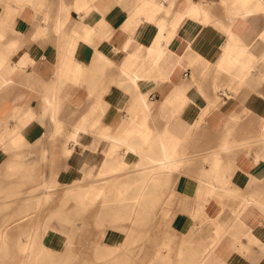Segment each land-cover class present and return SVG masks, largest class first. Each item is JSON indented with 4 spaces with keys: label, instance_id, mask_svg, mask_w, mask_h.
<instances>
[{
    "label": "crops",
    "instance_id": "crops-1",
    "mask_svg": "<svg viewBox=\"0 0 264 264\" xmlns=\"http://www.w3.org/2000/svg\"><path fill=\"white\" fill-rule=\"evenodd\" d=\"M22 1L0 0V159L69 207L53 253L264 264V0Z\"/></svg>",
    "mask_w": 264,
    "mask_h": 264
},
{
    "label": "rangeland",
    "instance_id": "rangeland-1",
    "mask_svg": "<svg viewBox=\"0 0 264 264\" xmlns=\"http://www.w3.org/2000/svg\"><path fill=\"white\" fill-rule=\"evenodd\" d=\"M20 161L21 162L17 164L9 163L7 160L2 163L0 159V227L4 230L0 234V240L1 242L3 241L0 243L2 246L0 247V264H31L30 255L34 254V252H32L33 248H23L24 242L30 239L31 232L34 231L32 241H35L32 244L39 245L40 243H38V241L43 238V230L46 225L52 223L54 218L69 219V216L72 215L68 210L66 211L67 213L62 214L64 209L68 207H64L61 204L57 206L52 203L57 201L56 195L44 198L42 204L40 203V199L29 198L28 194L36 192V190L24 189L25 183L31 180L29 174L19 173L18 170L24 169L23 162L25 160L20 159ZM90 207L91 206L88 205L81 206L82 211L79 214L81 219L87 215ZM6 219H9L8 222ZM66 219L63 221L59 220L60 226H62L60 229L61 238L54 239L62 240V238L68 234L69 222L66 221ZM86 224V221L79 224L78 229L81 230V234L82 230H85L84 227ZM67 243L71 245V241ZM53 256H55L54 260H50L47 256L46 258L48 259L40 264H79L81 258H86L88 255L66 254L62 256L55 254ZM85 263L88 264L87 261H85Z\"/></svg>",
    "mask_w": 264,
    "mask_h": 264
},
{
    "label": "bare ground",
    "instance_id": "bare-ground-1",
    "mask_svg": "<svg viewBox=\"0 0 264 264\" xmlns=\"http://www.w3.org/2000/svg\"><path fill=\"white\" fill-rule=\"evenodd\" d=\"M22 1V0H21ZM23 2V1H22ZM26 3H27V0H26ZM8 195V194H7ZM6 195V196H7ZM141 197V196H140ZM249 201V200H248ZM9 207V206H8ZM69 208V207H68ZM67 208V209H68ZM71 208V207H70ZM23 209V207H22ZM1 213V211H0ZM13 214V213H12ZM5 215V214H4ZM7 215V214H6ZM11 215V214H10ZM8 215V216H10ZM240 215V214H239ZM10 219V218H9ZM9 219H6L7 222ZM64 219L66 218H60V219H57V218H54V221H52V223L46 225L44 228V232H43V238L42 239H39L38 243H40L39 245H34L32 244L33 242L35 241H32V237L34 236V231L31 232L30 234V239L26 242H24L23 244V248H29V247H32L33 248V251L34 254L33 255H30L31 257V264H40L41 262H45L46 259H52L54 260L55 259V253H53V246L58 244L59 242H62V240L60 239H54V238H61V234H60V229L62 226H60V222L59 220L63 221ZM68 219V218H67ZM50 221V220H49ZM2 226V225H1ZM11 227V225H10ZM9 227V228H10ZM8 228V227H7ZM6 229V228H5ZM35 230V229H34ZM4 230L1 229L0 227V234L3 232ZM6 232V231H5ZM42 232V231H41ZM42 235V234H40ZM45 238V239H44ZM54 239V240H53ZM3 242V241H2ZM1 240H0V243H2ZM0 247L1 244H0ZM5 247V246H4ZM64 247V246H63ZM64 249V248H63ZM63 249L61 251H63ZM164 249V248H163ZM61 251H60V254H61ZM59 254V253H58ZM48 256V258H46Z\"/></svg>",
    "mask_w": 264,
    "mask_h": 264
},
{
    "label": "built area",
    "instance_id": "built-area-1",
    "mask_svg": "<svg viewBox=\"0 0 264 264\" xmlns=\"http://www.w3.org/2000/svg\"><path fill=\"white\" fill-rule=\"evenodd\" d=\"M187 73V72H186ZM223 94H225L224 92H223Z\"/></svg>",
    "mask_w": 264,
    "mask_h": 264
}]
</instances>
